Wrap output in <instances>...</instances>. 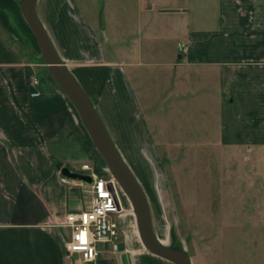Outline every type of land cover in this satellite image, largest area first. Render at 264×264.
<instances>
[{"label": "crops", "instance_id": "0c3cea01", "mask_svg": "<svg viewBox=\"0 0 264 264\" xmlns=\"http://www.w3.org/2000/svg\"><path fill=\"white\" fill-rule=\"evenodd\" d=\"M20 1L0 0V264H74L63 249L65 214L87 207L91 190L63 181L60 168L88 162L102 169V158L71 100L38 73ZM35 11L142 186L153 229L169 197L151 117L178 118L181 132L195 117H217L219 145L264 147V0H158L163 28L141 27L139 37L124 36L112 50L72 0H37ZM120 219L117 252L99 244L97 258L79 264H123L122 255L126 264H175L127 241Z\"/></svg>", "mask_w": 264, "mask_h": 264}, {"label": "rangeland", "instance_id": "374dc122", "mask_svg": "<svg viewBox=\"0 0 264 264\" xmlns=\"http://www.w3.org/2000/svg\"><path fill=\"white\" fill-rule=\"evenodd\" d=\"M72 2L97 26L109 50L124 36L127 41L139 37L141 27L163 28L155 14L158 0ZM164 46L167 53L170 47ZM31 52L42 64L38 73L49 75L37 43ZM27 54L32 60V54ZM172 118L149 119L169 197L162 203L165 217L161 223L154 221L156 235L168 245L174 237L173 246L183 247L192 264H264V147L249 152L247 147L219 145L217 117H195L192 127L185 124L183 132L178 118ZM115 186L121 204V235L129 242H141L131 204L116 182ZM78 262L74 259V264Z\"/></svg>", "mask_w": 264, "mask_h": 264}, {"label": "water", "instance_id": "95a60500", "mask_svg": "<svg viewBox=\"0 0 264 264\" xmlns=\"http://www.w3.org/2000/svg\"><path fill=\"white\" fill-rule=\"evenodd\" d=\"M36 2L37 0H21L20 11L36 39L48 72L75 106L79 118L106 168L127 196L134 212L137 232L142 245L154 255L175 264H192L188 252L183 247L173 246L174 237L172 243L168 245L155 235L148 200L141 185L115 147L91 98L85 94L68 68L59 59L42 23L37 18ZM60 174L65 178L85 184L92 183V177L89 174L74 171L66 165L60 168ZM109 186L113 188L111 184ZM122 261L123 264H126L125 255H122Z\"/></svg>", "mask_w": 264, "mask_h": 264}, {"label": "built area", "instance_id": "2783aa9c", "mask_svg": "<svg viewBox=\"0 0 264 264\" xmlns=\"http://www.w3.org/2000/svg\"><path fill=\"white\" fill-rule=\"evenodd\" d=\"M179 50L181 53L187 52V44L180 43ZM37 80L35 76H32L30 83L36 84ZM36 94V91L32 92V95ZM80 168V170H72L89 174L92 177L91 184L75 181L90 187V201L87 207L65 214L64 223L70 230V236L69 240L64 243L63 249L66 256L76 257L85 262L97 258L100 252L99 244L108 247L111 252H117L121 204L115 186L116 181L107 168L103 167L99 172L88 162L82 163ZM62 180L70 181L65 177Z\"/></svg>", "mask_w": 264, "mask_h": 264}, {"label": "bare ground", "instance_id": "6f19581e", "mask_svg": "<svg viewBox=\"0 0 264 264\" xmlns=\"http://www.w3.org/2000/svg\"><path fill=\"white\" fill-rule=\"evenodd\" d=\"M116 189H117V186H116ZM119 191V190H118ZM118 191H117V193H118Z\"/></svg>", "mask_w": 264, "mask_h": 264}, {"label": "trees", "instance_id": "16d2710c", "mask_svg": "<svg viewBox=\"0 0 264 264\" xmlns=\"http://www.w3.org/2000/svg\"><path fill=\"white\" fill-rule=\"evenodd\" d=\"M49 76L52 77V76L50 75V73H49Z\"/></svg>", "mask_w": 264, "mask_h": 264}]
</instances>
